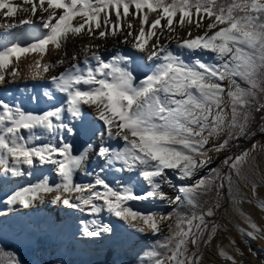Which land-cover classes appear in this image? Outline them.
Returning <instances> with one entry per match:
<instances>
[{"label":"snow or ice","instance_id":"1","mask_svg":"<svg viewBox=\"0 0 264 264\" xmlns=\"http://www.w3.org/2000/svg\"><path fill=\"white\" fill-rule=\"evenodd\" d=\"M23 3L31 5L30 9H22L30 13V17L40 11L38 19L47 31L27 45L13 42L11 46L0 48V70L7 69L13 58L19 61L30 52L46 54L50 44L60 49L70 35L106 39L119 32H124V43H131L139 52L150 49L148 58L161 62L151 74L137 82L133 72L124 66L129 58L116 56L105 61L98 51L92 50L99 45L86 44L83 49L86 67L82 68L74 55L70 69L51 77L56 91L66 94V108L61 106L33 114L0 100V174L21 177L25 175L22 166L32 169L37 163H50L56 166L62 180L53 186L46 178L42 179L12 192L4 203L29 208L35 201H43L45 196L51 195L53 202H61L68 208L87 209L92 214L106 209L130 222L136 231H144L135 223L140 221L159 232L160 224L172 217L134 211L129 202L166 199L162 190V183H168L166 169L178 170L181 179L191 177L211 162L209 151H222L228 144L225 139L209 149L206 148L209 138L219 137L225 130L229 139L236 131L244 133L253 112L264 111V102H261L264 97V0H38V4L36 0H23ZM133 6L136 11L132 15L140 20L139 31L135 33L132 23H127L126 27L121 23L130 15ZM58 10L62 11L58 14ZM17 11L12 0H0V14L6 19L15 17ZM150 13H156L151 21ZM178 14L180 27L195 23L199 28L205 17L211 21L203 34L193 37L189 31L190 38L180 40L177 47L193 53L209 50L221 61L219 66L199 59L189 64L170 50L168 44L161 43L156 29L167 28L174 32L173 24ZM193 15L198 19L194 21ZM161 20H166V24L161 25ZM33 23L32 18H26L18 24H0V28L11 30ZM90 59L97 62L95 67L90 65ZM63 63V60L56 62ZM56 64L41 65L37 61L36 67L48 72ZM17 74L16 69L10 73ZM39 75V71L34 73V76ZM4 82L5 74L0 72V83ZM45 96L53 99L51 93L46 92ZM85 105L94 107L99 121L103 122L101 136L106 134L109 139L123 140V149L113 150L103 142L94 146L85 139L83 151L73 153V145L63 134L88 138L99 131L85 119ZM65 111L80 124L79 128L76 124L64 123L62 114ZM25 131L27 137L23 134ZM57 133H61L59 143H34L42 134H49L55 140ZM92 151L109 165L119 162L127 171H137L149 190L138 195L130 186L113 188L100 176L87 186L74 184V172L84 166ZM247 157L245 152L231 163L237 175ZM217 178L222 180L216 186L219 197L220 190L225 187L224 181L231 191L232 176ZM213 183L201 179L195 186L180 189L186 193L184 199L194 211L187 215L177 213L175 223L168 225L169 235L158 245L161 251L152 254L154 264H199L201 243H207L216 231L213 225L209 232L207 218L214 216V209L220 205L217 202L201 208L197 194L211 193ZM98 186L104 191L97 190ZM257 187L253 182L254 194ZM173 202L179 205L181 197H175ZM259 207L264 209V201L259 202ZM91 223L94 228L89 230L85 225L84 236L98 237L101 233L112 232L109 225L98 224L95 220ZM251 227L259 231L256 224ZM247 235L256 238L251 232ZM189 245L196 251H191ZM0 264H4L3 259Z\"/></svg>","mask_w":264,"mask_h":264},{"label":"rangeland","instance_id":"2","mask_svg":"<svg viewBox=\"0 0 264 264\" xmlns=\"http://www.w3.org/2000/svg\"><path fill=\"white\" fill-rule=\"evenodd\" d=\"M14 1L17 0H12V2ZM36 2L38 4V0H36ZM129 11L130 15L126 20L122 19L121 23L124 24L125 27L127 23H132V30L134 33L138 32L140 20L132 15V13L136 11L134 6L130 7ZM144 11H147V9ZM139 15H142V13ZM155 17L156 13L149 14L150 21L155 19ZM113 19H115L114 15ZM178 19L179 14L175 18L173 24V27L176 29L173 40L176 44L182 40L181 38L187 37L189 31L193 33L197 30L196 32H199L200 35L203 34L205 26L211 22L205 17L202 26L199 28L195 26V23L180 27L177 23ZM196 19L198 18L193 15V20L195 21ZM77 20H79V18H77ZM164 24H166V20H161V25ZM145 27L147 30V26ZM82 36L86 37L87 35ZM198 51L201 55L199 60L202 62L215 66L220 65L221 61L217 58L215 53L209 50ZM184 59L189 64L194 63L188 58ZM224 84L225 87H227L226 83ZM261 102H264V99H262ZM91 108L92 106L85 105L84 111H90ZM100 124L103 125V122ZM258 129V134H254L251 128H247L244 133L236 131L233 144L225 147L219 152L209 151L208 157H210L211 162L196 170L191 177L181 179L178 170H165L166 177L169 175L174 176L175 174L177 177L176 182L187 187L195 186L201 179L214 181L211 193L207 195L201 193V196L197 197L200 200L201 208L215 205L217 202L220 205L218 208L214 209L215 215L207 218L209 220V232H211L213 225L216 231L207 243H201L198 257L199 264H264V209L259 207L258 202H253L251 199L252 196L258 195L264 200V145L260 149H255V152L241 163L239 166V175L230 167L236 157L248 152V145L253 139L264 136V122L259 125ZM103 130L104 129H101V133ZM101 133L99 135V142H97L96 146L103 142L105 146L113 150L123 149V140L119 138L109 139L106 134L102 137ZM228 135L227 131V134L224 136L220 135L219 137L209 138V144L206 145V148L211 149L214 144L222 143ZM212 140H215V142L213 143ZM84 145L85 142L81 147L75 146L73 148V153L79 154L80 150L83 151ZM226 160L228 163H225ZM79 171H81V174L73 179L74 184L87 186L93 184L96 177L100 176L113 188H120L121 185L130 186L138 195H143L149 190V186L137 171L129 172L124 169L119 162L109 165L104 159L98 157L95 151L90 158H87V162ZM24 172V177H26L25 179L29 186L45 178L53 186L61 183L55 180L52 173L36 175L34 172H31L32 175L29 176L27 175L28 171L24 170ZM229 174L232 176L231 191H229L227 182L224 181L225 187L220 190V195L217 197L216 186L222 182V180L217 177H224ZM253 182L258 185L255 194L252 190ZM180 189V186L168 180V183H162V190L166 194V199L150 198L129 202V206L134 211L143 214H156L157 217L171 216V220H164L160 224L159 232H154L140 221L135 223L137 227L144 228V231H136L130 222H126L114 216L106 209L98 214H92L87 209L81 211L80 209L69 208L72 209L70 213L73 215V218L68 219V221L67 219L62 220L65 217L60 207L56 208V211H54L55 214L46 210L39 212L37 209L32 208L34 204L38 206L36 202L31 207L32 212L24 211L21 214L12 213L11 208L14 205H7L4 203L10 194L4 195L5 197H0V241H11L18 246H22L28 243V237L33 240V238L49 232L52 237L73 241L79 254H96L98 252H105L108 249L119 251L122 249L128 254L139 255V264H154V257L152 254L153 252L161 251L158 245L169 235L168 225L175 223L177 213L180 212L187 215L194 211L192 206L184 199L186 193L181 192ZM97 190L104 191L103 188L99 186ZM177 196L181 197V203L179 205L173 202ZM232 198L235 199L234 204H236V208L233 206L230 207L231 205H229V201H231ZM97 203L103 204L102 201H97ZM58 204L61 205L63 203L58 202ZM247 205H254L255 208H246ZM63 206L66 208L64 204ZM57 211H60L62 215L60 216ZM43 212H47L49 218H52L53 223L51 225L46 224L45 221H47V217H45V214H42ZM54 215L57 216V219H55ZM93 220L101 225H109L112 228V232L101 233L98 237L84 236L83 231L85 225L88 226L89 230L94 228L91 223ZM253 223L258 226L259 231L251 227ZM74 228L75 230H73ZM249 232L253 233L256 238L253 239L248 236L247 233ZM189 248L193 252L196 251V248L191 245H189ZM145 249H147L148 253L142 254L141 252ZM116 260L117 264L124 263V261L119 258H116Z\"/></svg>","mask_w":264,"mask_h":264},{"label":"bare ground","instance_id":"3","mask_svg":"<svg viewBox=\"0 0 264 264\" xmlns=\"http://www.w3.org/2000/svg\"><path fill=\"white\" fill-rule=\"evenodd\" d=\"M14 5L18 7V11L15 17L5 18L2 14H0V24H8V23H17L21 19L32 18L34 20L33 24L20 25L14 29L8 30L6 28H0V48L4 46H11L13 42H19L22 45H27L28 43L33 42L36 38L42 37L47 31L44 29L38 17L41 15L40 11H37L35 17H30V13H26L22 11L24 7L31 8V5H26L23 3V0H17L13 2ZM6 11V10H4ZM62 10H58L59 12ZM43 15H47L44 13ZM113 19V17H112ZM114 20V19H113ZM174 28V27H173ZM97 32L99 30H96ZM157 34L161 40V43L168 44L170 50L174 53L181 55L183 58H188L191 62L200 58L199 51L189 52L186 49H180L177 47L176 42L173 40V35L176 34V29L174 32L166 29L158 28ZM197 31V30H196ZM194 31L192 36L200 35L199 32ZM190 37H184L181 39H187ZM155 37L153 38V40ZM128 40L131 41L132 37H128ZM124 33L119 32L116 36L109 35L106 39H94L89 36H69L68 40L64 42L63 46L60 49H57L54 45H48V52L44 55L40 53H28L21 57L19 61H16L13 58V63L9 65L7 69L0 70L5 74V82L0 83V100L6 102L10 106H19L23 111L30 112L33 114L44 113L49 110H53L56 107L64 106L66 108V94L56 91L54 84L51 81L52 76H59L61 73L66 72L71 68L73 63L72 57L75 55L78 58V62L80 66L86 67L84 65L85 53L83 51L84 46L86 44L99 45L98 48H93V51H98L101 57L105 61L112 60L116 56H124L129 58L128 62L124 65L129 70L133 72L136 80L139 81L143 79L146 75L151 74L154 70L155 65L160 63L161 61L156 59H149L150 49L139 52L136 49L132 48L131 43H124ZM151 43V42H150ZM66 53V54H65ZM63 60V64H56L57 61ZM40 61L41 65L47 64H56L55 67H52L50 71L43 72L42 68L37 69L36 62ZM96 61L91 60V66H96ZM16 69L18 74L15 76L10 75V73ZM39 71V76H34V73ZM226 85L228 82L225 81ZM51 93L53 95V99H48L45 96V93ZM84 110V107H83ZM63 120L66 124H76L77 128H79L80 124L70 117V115L65 111L63 114ZM85 119L91 124V126L99 131L95 136H90L88 138H83L81 136H71L67 134L64 135V139L73 145V148L83 146L85 139L88 140L91 144L96 146L97 142H99V135L101 133V129H103V125L100 124L102 121H99L96 113V109L92 107L90 111H84ZM102 125V126H101ZM26 137L28 133L25 131L23 133ZM227 134V130H225L221 135L224 136ZM57 138L55 140L49 134H42V138L39 141H34L36 144H45V143H59V136L61 133H57ZM214 143L215 140H212ZM114 146V145H113ZM117 147V145L115 144ZM114 146V148H115ZM113 148V147H112ZM78 149V148H75ZM81 151V150H80ZM79 151V152H80ZM94 151L89 153L88 158ZM87 162V161H86ZM98 162V161H97ZM101 166V165H100ZM23 170L28 172H34L36 175L52 173L54 175L55 180L62 182L61 177L59 176L56 166L53 164H44L40 165L39 163L32 169L27 168V166H22ZM98 169V168H97ZM81 174V171L77 170L73 174V179L78 177ZM85 174V173H83ZM93 178L92 176H90ZM26 177H12L10 174L8 176H4L0 174V197L4 195L11 194L12 192L19 190L21 188L27 187L28 182L25 179ZM167 179L177 186L181 188H185L180 183H177V177L169 175ZM195 182V181H194ZM201 193L197 194V197H200ZM36 205L32 207L33 209H37L39 212L46 210L48 212L56 211V208L60 207L62 209V213L65 218L62 220L68 221V219L73 218L71 215V210L69 208H65L63 204H58V202H53L52 196L47 195L44 197L43 201H35ZM34 202V203H35ZM46 204V205H44ZM68 209V210H67ZM32 212L31 207L23 208L20 205H14L11 208L12 213H23V212ZM34 211V210H33ZM61 216L62 213L57 211ZM50 214V213H49ZM57 219V216H55Z\"/></svg>","mask_w":264,"mask_h":264},{"label":"trees","instance_id":"4","mask_svg":"<svg viewBox=\"0 0 264 264\" xmlns=\"http://www.w3.org/2000/svg\"><path fill=\"white\" fill-rule=\"evenodd\" d=\"M262 99L264 97L261 98V101ZM263 122L264 111H254L248 128H251L254 134H258L259 125ZM235 133L231 135L230 139L229 135L225 138L228 139L226 147L233 144ZM263 145L264 136L253 139L248 145V157L255 152V149H260ZM27 240L28 243L22 246H18L11 241H0V259H3L4 264L10 261H15L16 264H117L116 258L123 260V264H139V255L128 254L122 249L121 251L108 249L105 252L96 254H79L73 241L52 237L49 232L37 236L33 240L28 237ZM147 249L141 253H146Z\"/></svg>","mask_w":264,"mask_h":264},{"label":"crops","instance_id":"5","mask_svg":"<svg viewBox=\"0 0 264 264\" xmlns=\"http://www.w3.org/2000/svg\"><path fill=\"white\" fill-rule=\"evenodd\" d=\"M232 197H233V196H232ZM251 199H252L253 202L255 201V202H258V203L261 202V201H264V200H262V199L260 198V196H258V195H255L254 197L252 196ZM234 201H235V199L232 198L231 201H229V205H231L230 207L233 206L234 208H236V204H234ZM229 205H228V206H229ZM247 207H252V208H253L254 205H252V206H250V205L248 206V205H247L246 208H247ZM254 208H255V207H254ZM254 208H253V209H254Z\"/></svg>","mask_w":264,"mask_h":264}]
</instances>
